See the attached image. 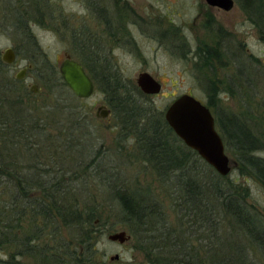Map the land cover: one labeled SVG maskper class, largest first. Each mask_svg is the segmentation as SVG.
Segmentation results:
<instances>
[{
	"label": "rangeland",
	"instance_id": "obj_1",
	"mask_svg": "<svg viewBox=\"0 0 264 264\" xmlns=\"http://www.w3.org/2000/svg\"><path fill=\"white\" fill-rule=\"evenodd\" d=\"M233 1L234 8L224 12L210 9L200 0H0V52L6 48L16 51V62L7 75L13 78L31 63L36 68L24 82L14 80V87L7 86L5 96L0 95V128L6 122V129H11V114L28 121L24 128L30 125L29 136L47 146L40 156H35L38 163L46 165L44 169L50 174L47 178L69 188L65 195L68 207L73 208L74 214L81 213L82 222L88 219L90 210L96 222L84 225L78 237L70 225L58 218L53 235L52 228L46 229L42 238L33 240L34 246L38 244L35 250L19 257L15 253L18 245L11 246L0 239V264H75L83 257L85 264H148L146 252L133 247L136 238L130 236L128 242L120 245L108 241L113 233H128L118 214L119 202L110 196L109 185L144 190L150 187L149 193L159 199L164 198V193L157 189L155 172L139 147L148 134L144 123L138 120L122 125L119 118L95 116L106 96L93 68L105 73L101 65L105 61L112 64L107 67L108 75L126 85V93L135 98L133 102L140 109L151 110L155 118H164L168 105L178 96L191 94L205 104L215 122L226 116H246L252 131L264 143V39L258 36V29L247 14L256 0ZM99 7L110 13L98 21ZM107 21L116 29H108ZM115 35L122 37L121 41L112 42ZM198 48L203 54L210 48L218 50L221 60L210 51L209 57L200 61L196 57ZM81 49L83 58L77 54ZM108 50L109 60L105 58ZM64 54L77 62L85 59L95 63L93 68L84 66L95 86L91 98L79 100L63 85L58 70ZM48 66L56 73L45 72ZM144 71L161 83L158 95H139L143 94L135 80ZM32 80L39 88L36 95L27 89ZM5 82V76L0 75V83ZM215 89L220 92L218 101L214 98L217 104L208 107ZM67 103L78 110L80 120H75L74 126L60 109ZM216 129L225 144L217 123ZM255 153L264 160V145ZM225 154L232 165L229 181L244 188L247 203L264 217V183L248 167L241 166L238 154L227 144ZM35 194L36 190L30 191V195L38 197ZM3 199L7 201L6 196ZM164 203L168 208L169 201ZM218 218L225 222L224 230L231 232L230 218ZM21 225L25 229L17 230L19 237L33 238L32 230L27 229V218ZM86 229L90 236L88 250L82 245ZM230 240L236 242L234 237ZM199 243L205 245L206 241ZM242 243L248 260L264 264V254L251 240L243 237ZM115 256L119 259L111 260Z\"/></svg>",
	"mask_w": 264,
	"mask_h": 264
},
{
	"label": "trees",
	"instance_id": "obj_2",
	"mask_svg": "<svg viewBox=\"0 0 264 264\" xmlns=\"http://www.w3.org/2000/svg\"><path fill=\"white\" fill-rule=\"evenodd\" d=\"M245 1L248 3L249 0ZM247 14L258 29V36L264 39V0H256V5H251ZM210 49L204 50L205 54H203L198 48L196 57L199 60L208 58L211 51L215 59L221 60L220 52ZM77 54L83 58L84 51L81 49ZM83 60L84 62L79 63L86 68L95 64L93 61ZM35 69L34 64L30 72ZM93 69L98 72L97 75L95 73V79L102 86L112 116L123 121L122 125L138 120L144 123L142 126L148 130V134L139 143V147L142 156L155 172L157 189L163 190L164 193V198L159 199L158 196L154 197L149 193L150 187L144 190L108 184L110 196L117 203L119 202L118 214L121 216V223L128 229L127 234L136 238L137 242L133 247L146 252L148 264H258L255 260H248L242 238L247 237L255 248L264 254V217L256 213L247 203V193L244 188L237 187L227 176H219L193 150L188 149L166 125L162 116L155 118L151 115V110L140 109L141 106L133 102L135 98L126 93L127 86L122 85L116 76H110L106 72L101 73L100 69ZM45 72L56 73L49 66L45 68ZM0 75L5 76L6 79L5 84L0 83V95L5 96V88L14 87L16 79L7 75V70L1 62ZM215 90L213 92L215 97L209 99L208 102L211 104H208V107L217 104L220 92ZM139 95L142 98L146 97ZM65 97L68 98L66 95ZM73 97L69 99L73 101L75 98ZM214 98H217V101H214ZM60 109L67 114L66 120L71 121V125L74 126V121L79 119L78 110L69 103L62 105ZM11 116L10 121L14 122L11 129H6V122L1 125V133L4 135V143L2 141L4 165L16 170L15 166L34 162L37 164L38 174L37 182L32 186L26 182L19 189L10 179L7 188L0 187V224H2L0 239H3L5 244L18 245L15 253L19 257L24 255V252L35 250L38 244L34 246L33 240L42 238L46 229L52 228V236L58 218L70 225L78 237L84 225L87 226L88 223L93 225L95 220L92 210L88 219L82 222L81 213L74 214L73 208L68 207L65 195L69 188L61 186L59 181H51L47 178L50 174L44 169L46 165L38 163L35 157L40 156L41 152L47 149L46 144L29 136L30 125L27 124L29 126L24 128L25 122L28 121L24 122L19 116L15 117L12 114ZM247 119L246 116L240 118L232 115L217 119L215 123L223 134L225 144L238 154V161L243 164L239 163V165L244 169L248 167L252 175L257 176L264 183V160L255 153L264 143L252 131ZM61 170L62 167L57 173ZM32 190L38 191L41 197L39 200L30 196ZM4 196L9 199L6 201L3 199ZM166 200L169 201L168 208L164 205ZM221 215L230 218L231 232L227 233L224 230L225 222L218 218ZM24 218H27V229L32 230L33 238L30 235L19 237L16 233L17 230L25 229L21 225ZM85 231L82 245L88 250L90 236H87V229ZM233 237L236 242H231L230 239ZM200 241L203 243L206 241L205 245L199 243ZM40 249L43 250L44 246ZM85 263L84 257L75 262V264Z\"/></svg>",
	"mask_w": 264,
	"mask_h": 264
},
{
	"label": "water",
	"instance_id": "obj_3",
	"mask_svg": "<svg viewBox=\"0 0 264 264\" xmlns=\"http://www.w3.org/2000/svg\"><path fill=\"white\" fill-rule=\"evenodd\" d=\"M56 1V0H55ZM60 1V0H58ZM210 8H218L224 12L234 8L233 0H200ZM15 53L11 48L5 49L1 58L3 63L13 64L16 61ZM59 74L66 87L73 95L81 99L91 98L95 86L92 79L86 74L83 65L75 61L70 55H65V59L59 64ZM24 71L16 73L15 79L21 80ZM135 84L143 95L156 96L162 87L149 73H141L135 80ZM29 89L36 94L35 85H30ZM97 118H106L108 111L99 108ZM164 120L167 126L182 143L193 150L197 156L210 166L221 176H227L232 169L231 161L225 154V144L216 129L215 119L205 104L198 101L191 94L178 96L168 105L165 111ZM129 235L123 231L109 235L108 241L117 244H125L129 241ZM118 260L115 256L111 260Z\"/></svg>",
	"mask_w": 264,
	"mask_h": 264
},
{
	"label": "flooded vegetation",
	"instance_id": "obj_4",
	"mask_svg": "<svg viewBox=\"0 0 264 264\" xmlns=\"http://www.w3.org/2000/svg\"><path fill=\"white\" fill-rule=\"evenodd\" d=\"M125 6H127L126 5V3H125ZM207 6V5H206ZM209 7V6H208ZM210 8V7H209ZM96 9H100V7L99 8H96ZM210 9H214V8H210ZM221 10V9H220ZM222 11V10H221ZM108 11H102L101 9L99 10V16H97V19H98V21L100 20V19H103V18H106V16H108L109 15V13L110 12H108ZM114 13L115 12H113V15H114ZM125 13V12H124ZM105 14H106V16H105ZM197 18L196 19H198L199 17L198 16H196ZM109 18H111L110 16H109ZM196 19H195V21H196ZM129 20H127V22H128ZM195 21H194V23H195ZM99 25H101V24H95V26L97 27V28H106V26H102L101 25V27H99ZM107 26H108V29H116L115 28V26H112V23H110V22H108L107 21ZM99 30V29H98ZM117 37V35H115V36H113V37H111V40H112V42L113 41H115V40H117V41H121V39H122V37H121V39H119V38H116ZM121 44V43H120ZM89 48H90V46H88ZM227 48H229V46L227 47ZM7 49V48H6ZM13 51H14V53H15V56H16V51L13 49V48H11ZM229 50H230V48H229ZM1 54H2V52H0V62H1V64L3 65V67H4V69H6L7 70V72H8V70H10V68L15 64V62L13 63V64H11V65H9V64H6V63H3V61H2V58H1ZM106 56H105V58L107 57V60H109L108 59V56L109 55H111V53H110V50H108V51H106ZM66 54H64V56H65ZM71 56V55H70ZM16 58V57H15ZM64 59H65V57H64ZM63 59V60H64ZM79 63V62H78ZM100 63H101V61H100ZM79 64H81V63H79ZM102 65V67H105L106 68V73H108V69H107V67L108 66H112V64H111V62L109 61V62H107V61H105L103 64H101ZM84 67V66H83ZM85 69V68H84ZM33 70V64L31 63V64H27V66L26 67H24L21 71H24L25 73H24V75H23V78L21 79V80H19V79H17L18 81H23L24 82V80H25V78H26V76H27V74L30 72V71H32ZM21 71H19V72H21ZM144 72H146V71H144ZM144 72H142V73H144ZM146 73H148V72H146ZM87 74V73H86ZM141 74V73H140ZM150 74V73H149ZM151 75V74H150ZM152 76V75H151ZM15 79V78H14ZM90 79H92V78H90ZM157 80V79H156ZM93 81V80H92ZM158 82V81H157ZM34 83V80H32V82L31 83H28L27 84V89L30 91V89H29V86L30 85H35L36 86V84H33ZM159 83V82H158ZM161 84V83H160ZM93 85H94V82H93ZM161 87H162V85H161ZM36 89H37V93L36 94H38V92H39V88H37V86H36ZM162 90V89H161ZM31 92V91H30ZM32 93V92H31ZM32 94H34V93H32ZM36 94H34V95H36ZM158 95V94H157ZM99 108H104V110H107L108 111V115H107V117L105 118V119H109V117L110 116H112V111H111V109H110V107L108 106V104H107V101L105 100L104 101V103H103V105H99V106H97V109H96V113L98 114V109ZM96 113H95V116H96ZM97 118V117H96ZM101 119H103V118H101ZM165 121V120H164ZM3 133H1V128H0V187L1 188H7L8 186H7V184H8V182L10 183V179H12L11 181L12 182H14L15 184H13L14 186H20L21 187V185H25V183L26 182H29V184H31V186L33 185V184H35L36 182H37V178H38V174H37V169H36V165L37 164H35L34 162H32V164H29V165H27V164H24V165H22L21 166V168H19V169H16L18 166H15L14 168L16 169V170H12V168H8L6 165H4V160H5V158H4V156H3V151H2V149H3V144H2V141H3ZM35 195H37L38 197H33L32 195H30L31 197H33L34 199H36V200H39V195H38V191H37V194H35ZM8 199V198H7ZM8 262V261H7ZM13 264L14 262H12V261H10V263L9 264Z\"/></svg>",
	"mask_w": 264,
	"mask_h": 264
}]
</instances>
